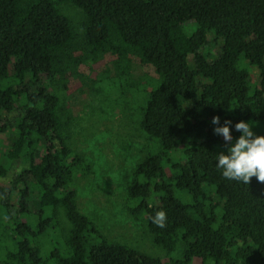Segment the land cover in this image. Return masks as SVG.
Masks as SVG:
<instances>
[{"label":"trees","instance_id":"trees-1","mask_svg":"<svg viewBox=\"0 0 264 264\" xmlns=\"http://www.w3.org/2000/svg\"><path fill=\"white\" fill-rule=\"evenodd\" d=\"M65 3L86 20L83 46ZM79 46L154 72L140 106L152 151L133 168L127 209L165 257L109 241L79 208L74 183L91 165L61 95L86 61ZM225 121L234 139L237 123L264 124V0H0V181L20 168L0 200L1 263L264 264V184L223 177L217 155L229 145L214 128ZM160 210L163 229L152 223Z\"/></svg>","mask_w":264,"mask_h":264},{"label":"rangeland","instance_id":"rangeland-1","mask_svg":"<svg viewBox=\"0 0 264 264\" xmlns=\"http://www.w3.org/2000/svg\"><path fill=\"white\" fill-rule=\"evenodd\" d=\"M62 12L70 18L80 39L78 44L83 46L81 35L86 20L82 11L65 3L62 4ZM186 39L184 37L180 45L186 43ZM82 46L73 56L85 58L86 61L80 62L75 76L69 75L66 93H61L62 99L73 112L74 121L69 128L73 136L72 144L91 165L88 175L77 177L74 183L77 203L81 212L99 226L109 241L125 244L150 256L165 257V251L154 245L145 222L131 217L127 209L128 185L134 178L133 168L152 151V142L141 133L140 106L143 103L142 95L156 87L152 84L154 72L147 68L140 70L137 63L127 70L125 64L114 63L116 57L111 53L96 61L88 59L91 55L86 56ZM210 48L213 49V46L210 45ZM256 76L257 71L254 70V79ZM103 80L110 81L111 88ZM124 80V84H121ZM87 84L94 89L86 93ZM98 88L101 93L97 92ZM247 123L253 125L252 131L256 136H264V124ZM236 140L233 138L232 144ZM1 150L2 147L0 154ZM222 153L227 155V149H223ZM19 171V167H14L9 175L1 179L0 200L8 201L7 193L10 187L16 186ZM179 193L176 191L180 197ZM34 207L37 208V203ZM3 243V248L11 245L5 239ZM170 256L180 257L177 253ZM194 264L202 262L195 261Z\"/></svg>","mask_w":264,"mask_h":264},{"label":"clouds","instance_id":"clouds-1","mask_svg":"<svg viewBox=\"0 0 264 264\" xmlns=\"http://www.w3.org/2000/svg\"><path fill=\"white\" fill-rule=\"evenodd\" d=\"M212 124L219 125L220 118L213 117ZM229 125L231 121H225L224 126L214 128V134L222 136L229 145L227 155H217V167L222 170V175L227 180L248 185L255 177L258 182L264 184V136H256L252 131L253 125L242 121L235 125V130L241 135L232 144L233 137ZM152 223L159 228H165L167 213L163 210L156 212Z\"/></svg>","mask_w":264,"mask_h":264}]
</instances>
